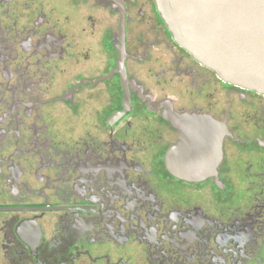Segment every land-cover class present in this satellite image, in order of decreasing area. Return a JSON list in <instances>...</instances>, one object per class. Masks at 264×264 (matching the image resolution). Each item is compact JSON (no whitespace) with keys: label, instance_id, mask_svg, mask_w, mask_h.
Instances as JSON below:
<instances>
[{"label":"flooded vegetation","instance_id":"flooded-vegetation-1","mask_svg":"<svg viewBox=\"0 0 264 264\" xmlns=\"http://www.w3.org/2000/svg\"><path fill=\"white\" fill-rule=\"evenodd\" d=\"M0 264H264V94L155 0H0Z\"/></svg>","mask_w":264,"mask_h":264},{"label":"water","instance_id":"water-1","mask_svg":"<svg viewBox=\"0 0 264 264\" xmlns=\"http://www.w3.org/2000/svg\"><path fill=\"white\" fill-rule=\"evenodd\" d=\"M155 3L179 46L224 81L264 94V0Z\"/></svg>","mask_w":264,"mask_h":264}]
</instances>
